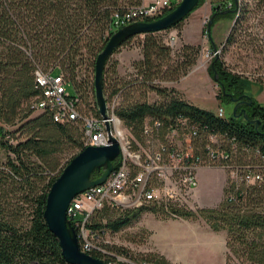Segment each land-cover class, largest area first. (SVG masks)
<instances>
[{
	"label": "trees",
	"instance_id": "trees-1",
	"mask_svg": "<svg viewBox=\"0 0 264 264\" xmlns=\"http://www.w3.org/2000/svg\"><path fill=\"white\" fill-rule=\"evenodd\" d=\"M141 1L0 0V150L4 156L0 159V264H69L43 217L46 196L64 166L85 147L83 117H100L94 97L95 59L114 31V15ZM178 1L171 0L165 13ZM241 1L236 12H221L228 2L234 8L233 0L212 6V23L231 13L234 17ZM202 2L199 0L194 9ZM157 32L144 33L142 57L132 63L137 78L120 77L117 62L109 66L108 58L102 84L106 101L115 100L114 113L133 143L144 145L147 141L145 124L159 120L158 134L163 137L168 124L185 119L196 126V146L202 147L207 135L215 134L227 155L226 165L261 174L260 180L239 185L226 177L223 202L218 207L173 211L184 219H202L215 231L225 230L226 264L231 256L239 264H264V105L252 100L241 106L246 117L231 112L218 117L214 111L183 99L175 88L161 85L185 75L195 63L199 48L186 43L176 54ZM210 63L209 70L218 73L220 100L241 94L247 78L229 71L216 56ZM37 69L61 74L72 84L75 93H68L76 98L79 117L58 121L53 118V109L37 108L43 98V89L36 87ZM146 90L155 91L162 100L147 102ZM99 175L100 171L93 172V178ZM144 209L158 212L154 206L122 209L105 204L88 216L85 228L97 238L106 230L118 231L129 225ZM86 252L109 264L99 246ZM149 255L146 260L153 264H174L159 253Z\"/></svg>",
	"mask_w": 264,
	"mask_h": 264
},
{
	"label": "rangeland",
	"instance_id": "rangeland-1",
	"mask_svg": "<svg viewBox=\"0 0 264 264\" xmlns=\"http://www.w3.org/2000/svg\"><path fill=\"white\" fill-rule=\"evenodd\" d=\"M220 2L223 3V0H203L177 27L161 30L156 35L176 54L186 43L199 48L195 63L185 75L178 81L162 82L161 85L175 88L183 99L199 107L214 111L220 106L225 115H228L235 105L231 98H236V95L229 96L230 99L223 102L220 100V86L214 79V73L219 78L218 73L209 70L210 61L216 56L229 71L247 78L248 84L242 88L245 99L241 101L251 99V102L255 100L264 105V0H242L234 17L231 13L212 23L209 38L205 27L211 16L212 6L221 4ZM229 35L230 41L225 43ZM143 38L144 33L137 34L109 57V66L116 61L118 75L125 80H133L138 76L132 63L142 57ZM212 42L220 49L215 55ZM65 87L69 93H75L72 84L66 83ZM240 97L243 95L238 96ZM144 99L149 103L162 100L153 90H146ZM243 111L244 108L239 105L235 113L237 116L242 113L243 116ZM15 127L7 126L9 129ZM120 127L128 132L122 123ZM3 158L0 150V159ZM226 175L227 171L219 167L198 169L197 185L188 208L195 210L220 206ZM225 237V230L215 231L202 219L168 217L160 211L144 209L120 230H106L97 238L85 233L83 237H79V242L86 243L87 240L99 246L104 254L103 258L108 259L109 264H153L146 260L152 253L164 256L170 253L173 257L171 260L165 257L174 264H226L228 249H225ZM228 262L239 264L233 256Z\"/></svg>",
	"mask_w": 264,
	"mask_h": 264
},
{
	"label": "built area",
	"instance_id": "built-area-1",
	"mask_svg": "<svg viewBox=\"0 0 264 264\" xmlns=\"http://www.w3.org/2000/svg\"><path fill=\"white\" fill-rule=\"evenodd\" d=\"M170 6L171 0H142L140 5L116 13L112 29L138 20L155 19ZM231 7L232 2H228L226 8ZM219 50L213 48V54ZM65 84L61 74L36 70V87L43 89V98L36 106L38 109H53V118L58 121L74 120L80 116L75 107L76 98L69 95ZM114 101L108 103L107 120L120 145V153L115 161L117 165L101 184L91 186L73 197L66 209L71 224L79 230V237L88 233L85 228L88 216L105 204L122 209L154 206L169 217H177L173 211L175 208L189 209L197 185L196 173L203 167L223 168L227 171L226 177L237 185L262 178L257 171H243L226 165L224 160L227 155L215 134H208L202 147L196 146L193 141L198 135L196 126L185 119L168 124L163 137L158 134L161 127L159 120L145 124L144 135L147 141L144 145L133 143L129 133L120 127L121 120L114 113ZM214 113L218 117L225 116L220 106ZM105 126L101 116H84V146L107 144ZM200 148L203 150L198 153ZM80 247L86 251L95 245L86 240Z\"/></svg>",
	"mask_w": 264,
	"mask_h": 264
},
{
	"label": "water",
	"instance_id": "water-1",
	"mask_svg": "<svg viewBox=\"0 0 264 264\" xmlns=\"http://www.w3.org/2000/svg\"><path fill=\"white\" fill-rule=\"evenodd\" d=\"M198 2L199 0H179L170 11L155 19L134 21L120 26L110 34L104 47L97 54L94 67V97L97 111L105 120L108 143L85 146L71 158L51 184L43 210L45 222L57 238L62 256L69 264H106L104 260L81 249L78 234L66 215V209L73 197L91 186L101 184L117 165L115 161L120 153V145L112 133L110 122L107 120L109 111L102 85L105 64L114 50L126 39L137 34L156 32L173 27L182 21ZM233 2L235 4L234 8L224 9L221 12L223 14L236 12L238 0H233ZM213 16H210L206 26L209 38H211L210 27ZM212 47L216 49L213 42ZM214 79H217L216 73H214ZM231 100L235 102L232 113L236 112L241 103H251V99L245 102L237 101L236 98L232 97ZM243 116L246 117L245 111H243ZM250 121L255 122L256 120ZM256 123L258 124L259 121L257 120ZM95 170L100 171L97 178H93Z\"/></svg>",
	"mask_w": 264,
	"mask_h": 264
},
{
	"label": "flooded vegetation",
	"instance_id": "flooded-vegetation-1",
	"mask_svg": "<svg viewBox=\"0 0 264 264\" xmlns=\"http://www.w3.org/2000/svg\"><path fill=\"white\" fill-rule=\"evenodd\" d=\"M240 91H241V94L236 95L235 97L238 98V96L243 95V97L238 98V100H244V99H245V98H244V95H245V94L242 93V89H240ZM238 100H237V101H238ZM246 104H247V103H241L240 106H242V105H246Z\"/></svg>",
	"mask_w": 264,
	"mask_h": 264
},
{
	"label": "crops",
	"instance_id": "crops-1",
	"mask_svg": "<svg viewBox=\"0 0 264 264\" xmlns=\"http://www.w3.org/2000/svg\"><path fill=\"white\" fill-rule=\"evenodd\" d=\"M189 17V16H188ZM187 17V18H188ZM187 18H185V19H187ZM203 108V107H202ZM225 239H226V237H225ZM224 245H225V249H226V240H225V243H224ZM226 251V250H225ZM167 258H169L170 260L173 258V257H171L172 256V254H170V253H166V255H165Z\"/></svg>",
	"mask_w": 264,
	"mask_h": 264
}]
</instances>
